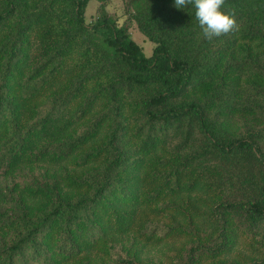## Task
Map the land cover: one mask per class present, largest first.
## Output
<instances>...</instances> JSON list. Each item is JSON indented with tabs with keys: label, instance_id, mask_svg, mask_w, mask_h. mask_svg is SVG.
Masks as SVG:
<instances>
[{
	"label": "trees",
	"instance_id": "1",
	"mask_svg": "<svg viewBox=\"0 0 264 264\" xmlns=\"http://www.w3.org/2000/svg\"><path fill=\"white\" fill-rule=\"evenodd\" d=\"M63 1L66 29L25 0H4L0 10V264H91L89 252L100 264H140L136 249L108 238L111 228L126 231L136 207L152 203L170 222L152 225L148 241L190 234L194 216L183 208L207 181L219 231L185 247L175 264L225 255L236 227L263 235L264 0H225L221 10L234 12L236 28L211 40L193 5L128 0L131 19L154 43L149 56L103 10L86 23L89 0ZM74 52L83 66H69ZM128 92L141 102L129 120L119 101ZM106 93L110 107L94 113ZM68 111L78 127L53 137ZM102 129L103 143L90 148ZM46 158L75 167L103 162L71 178L76 191L67 195L54 174L30 166ZM141 171L151 187L139 200ZM24 190L43 203L31 205Z\"/></svg>",
	"mask_w": 264,
	"mask_h": 264
},
{
	"label": "rangeland",
	"instance_id": "2",
	"mask_svg": "<svg viewBox=\"0 0 264 264\" xmlns=\"http://www.w3.org/2000/svg\"><path fill=\"white\" fill-rule=\"evenodd\" d=\"M63 0H25L27 5H30L33 9H43L46 15H49L48 20L56 24L57 27L67 28V10L63 3ZM128 0H89L85 10H84V20L86 23H90L97 19L101 11L108 13L115 20L118 26H123L127 29L128 35L142 48L143 53L146 56L152 54L154 43L148 40L137 28L136 23L130 17L131 10H129ZM4 0H0V10L3 8ZM103 5V6H100ZM33 44L35 45L36 40L32 36ZM85 57L81 54L72 53L68 58L67 62L70 67L79 65L83 66ZM87 65V63H86ZM85 65V66H86ZM106 78H102L101 82H107L108 76L104 74ZM62 80L65 81V77H62ZM98 104L95 106L94 113H105L109 105V95L106 93ZM119 101L122 102L124 108V115L127 116V120L131 119L129 113L132 109L135 111L140 105V99L137 95L133 93H126L119 97ZM82 98L75 101L71 106L72 113L76 108L80 106ZM72 113L68 111L61 119H59L52 129L51 135L60 137L72 132L78 124L71 120ZM74 114V113H73ZM133 118V117H132ZM134 122L137 125L145 124L144 120H135ZM233 123L236 122V118L231 119ZM132 123V122H131ZM238 123L233 125L237 126ZM133 128V127H132ZM105 129V128H104ZM102 129L98 137L89 143V147L95 149L99 147L105 137V131ZM130 132H133L130 130ZM53 136V137H54ZM168 146V145H166ZM165 147V146H164ZM169 147V146H168ZM166 151L169 148L165 147ZM160 149L157 152L146 157V162L150 157H155L159 155ZM163 154V151L161 152ZM102 158H96V162L91 167H75L72 162H54L50 158L42 159L40 161L32 162L30 165L33 171H42L49 174H54L58 179L60 186L62 187L63 193L69 195L74 193L76 190L69 183L71 178L78 177L86 172V174H92L95 171L99 170L100 165L103 162ZM23 163L22 165H25ZM47 173V174H48ZM138 176L140 177V182L136 186L135 193L139 200L143 197L142 191L150 189V184L148 183L149 179L145 177V172L141 171ZM145 179V182H144ZM205 189H197L193 191L190 196L191 200L188 202V206H184L183 210L185 213L193 214L194 216V226L190 234H180L176 233L170 237L164 239L152 238L150 241L147 240L146 235L147 231L150 230L151 226L160 225L161 222L168 223L170 219L166 216L167 211H163L155 208L154 204L137 206L133 212V220L131 221L128 229L121 232L115 227H112L110 232H108V238L112 239L113 242L117 245L118 248L128 249L134 248L137 250L138 262L140 264H175L176 261L180 260L181 253L184 254L185 249L197 242L208 241L209 238L216 237L219 231V222L215 220L214 215L209 211V204L211 199H213L212 185L207 181L204 185ZM28 196L27 198L31 205L39 206L43 202L37 195H33L30 192L24 190ZM186 199V198H184ZM180 200V196H175V198L170 199L168 203L176 202ZM35 203V204H34ZM132 209V208H131ZM130 210V209H129ZM131 211V210H130ZM196 214V215H195ZM114 217V216H112ZM180 222H184V219L180 216ZM115 225V224H114ZM197 231L199 234H196ZM234 235V245L233 247L225 254L218 258H209L202 256L199 258L196 264H214L219 260H226L228 263H238V264H263L264 263V234H251L246 230L236 229L233 231ZM186 247V248H185ZM89 259L91 264H100L103 259L99 258L98 254L89 252Z\"/></svg>",
	"mask_w": 264,
	"mask_h": 264
},
{
	"label": "clouds",
	"instance_id": "3",
	"mask_svg": "<svg viewBox=\"0 0 264 264\" xmlns=\"http://www.w3.org/2000/svg\"><path fill=\"white\" fill-rule=\"evenodd\" d=\"M224 3L225 0H174L178 9L194 6L195 17L203 36L208 40L227 35L236 28L234 12L226 13L221 10Z\"/></svg>",
	"mask_w": 264,
	"mask_h": 264
}]
</instances>
